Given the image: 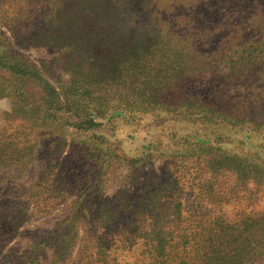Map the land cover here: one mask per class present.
<instances>
[{"label": "rangeland", "instance_id": "rangeland-1", "mask_svg": "<svg viewBox=\"0 0 264 264\" xmlns=\"http://www.w3.org/2000/svg\"><path fill=\"white\" fill-rule=\"evenodd\" d=\"M249 108L264 0H0V264H264Z\"/></svg>", "mask_w": 264, "mask_h": 264}, {"label": "trees", "instance_id": "trees-1", "mask_svg": "<svg viewBox=\"0 0 264 264\" xmlns=\"http://www.w3.org/2000/svg\"><path fill=\"white\" fill-rule=\"evenodd\" d=\"M156 52L158 54V57L160 56L159 55V49H158V44H147L144 37L142 38H139L137 40L134 41V43L132 44V54L133 56L135 57H156ZM166 57H173L170 52L167 51L166 53ZM169 54V55H168ZM179 57V56H178ZM253 61H249V63H251V65L253 64L252 63ZM242 66V65H241ZM169 67V66H168ZM13 68L14 71H17V72H21L19 70V67L15 68V67H11ZM170 71L171 72H180L183 76V78L185 77L186 73L189 72V65H179V66H175L174 68H170ZM178 82V83H177ZM174 84L176 85H179L180 81L179 80H175V82H173ZM170 87H167V90H169ZM51 90L53 92H55L56 90L51 86ZM257 100V99H256ZM255 102V101H254ZM258 103V102H256ZM53 107L56 111H58V107H59V103L58 102H55L53 103ZM200 107L203 109V110H207V107L206 105L204 104H200ZM254 107V105H253ZM251 108L249 109H245L244 111H241L237 114H243L242 116L240 117H237L236 115H232V114H227V113H224L226 116H228V118L230 119H237V118H244L242 120V124L244 123H248V124H252L253 125V128H264V120H262L263 123H261L260 121H256V119L250 117L251 115H249L247 112L250 111ZM210 110V109H209ZM100 111H96L94 109H91L90 113L87 115V116H80V117H77V115L75 113H72L71 116L69 117L68 119V123L73 125V126H76V127H79V126H82L84 128H92L100 123L96 122L95 118L96 116L100 115ZM263 179L260 178V179H255V181L257 182H261Z\"/></svg>", "mask_w": 264, "mask_h": 264}]
</instances>
